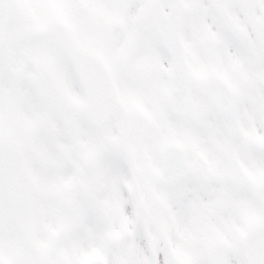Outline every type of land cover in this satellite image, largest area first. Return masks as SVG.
<instances>
[{"label":"snow or ice","instance_id":"obj_1","mask_svg":"<svg viewBox=\"0 0 264 264\" xmlns=\"http://www.w3.org/2000/svg\"><path fill=\"white\" fill-rule=\"evenodd\" d=\"M0 264H264V0H0Z\"/></svg>","mask_w":264,"mask_h":264}]
</instances>
